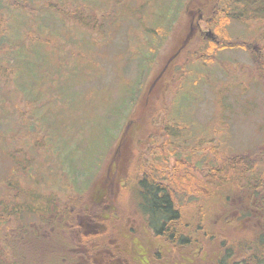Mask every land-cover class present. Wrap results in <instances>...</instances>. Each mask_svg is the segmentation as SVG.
Masks as SVG:
<instances>
[{"label": "rangeland", "instance_id": "rangeland-1", "mask_svg": "<svg viewBox=\"0 0 264 264\" xmlns=\"http://www.w3.org/2000/svg\"><path fill=\"white\" fill-rule=\"evenodd\" d=\"M26 1L34 8L25 10L30 13L8 10V2L0 0L5 5L0 22L9 23L0 26V67L7 72L0 77V199L12 201L1 208L0 250L6 246L3 237L15 240L20 223H40L52 237L46 246L61 234L78 247L72 258L82 254L77 232L64 230L57 220L44 223L52 199L57 212L67 211L68 217L95 212V225L108 229L126 221L136 228L131 240L112 230L78 235L91 244L114 235L113 248L121 246L113 253L124 262L131 254L140 255L138 264H214L215 255L225 252V240L238 246L240 238L264 233V223L253 217L228 224L231 213L238 216L249 206L240 186H233L236 193L226 197V207L211 204L208 226L207 209L199 211V202L189 201L200 200L191 189H200L222 157L243 155L264 182V69L256 68L251 54L264 43V22L230 20L214 31L219 21L205 14L209 5L202 19L196 11L203 1L217 0H66L69 7L88 2L98 16L114 20L105 33H90L38 13L42 0ZM31 30L40 41L25 37ZM237 41L251 48L230 46ZM44 58L51 64L45 68ZM178 160L187 174L177 207L185 224L202 229L182 228L192 243L173 249L142 227L134 180L140 166L151 175L157 170L166 184ZM104 203L114 207V217L102 216H107ZM161 248L163 253H154ZM9 257L2 255L4 264Z\"/></svg>", "mask_w": 264, "mask_h": 264}, {"label": "trees", "instance_id": "trees-1", "mask_svg": "<svg viewBox=\"0 0 264 264\" xmlns=\"http://www.w3.org/2000/svg\"><path fill=\"white\" fill-rule=\"evenodd\" d=\"M17 1L18 0H16V2ZM19 1V4H17L15 0H6V2H8L6 3L8 10L10 9V7L14 9H20V11H25L26 9H28L26 7V5L28 4L27 1ZM64 2H66V0H42V3L38 7L37 11L38 13H43L50 17H57L62 24H64V21H69L71 23L80 25L86 32L90 33L93 31L104 32V28L108 27V25L114 22V20H108V18H106L104 15L98 16L100 13L94 11V6L90 8L88 2L86 5L85 2L83 3L78 1L77 4H72L73 7L65 6V4H63ZM206 4L209 5V8L207 12L205 11V14L212 13L211 16L215 14L212 16L214 17L213 21H215V19L216 21L217 19L219 21H217L218 24L213 28L214 31H216L219 25L224 27L227 26L230 20H257L259 18V21L264 22V0H217L215 3L212 2L211 5L208 3V1H203L197 8V17H199L200 15L203 16L202 14H204L203 11ZM4 6L0 3V8H4ZM32 9H34L33 6ZM32 9L28 10L32 12ZM4 11L5 8L4 10L1 9V14H3ZM29 11H25V13H28ZM4 16L6 18V14H4ZM12 16L15 17V13H12ZM12 16H8L10 21L13 20ZM6 24L9 25V23L0 22V26ZM38 35L39 34L37 32L31 30L30 33L26 32L25 37H29L30 41H40ZM223 41H227L228 43L229 40L224 39ZM43 42H46V40H44ZM41 44L42 43H40V45ZM229 44L233 48L242 47L246 50H249L251 48L249 43L247 44L242 41H237L234 45L232 42H230ZM213 46L215 47V44ZM67 53L71 52H66V54ZM251 54L253 56L254 63L257 66L256 68L260 66L261 70L262 68L264 69V43H262L260 49ZM42 63L43 64L41 66L44 68L51 65L49 58H44ZM66 67L67 65H64L62 66V69H65ZM261 70L258 69V72ZM261 73L262 72H260V74ZM6 74V70L0 67V77ZM261 77L262 76H260V78ZM242 157L244 156L234 155L227 156L225 158L222 157V159L219 161L220 165L212 166L208 175L206 176V180L202 182V186L200 187V189L203 190V192L199 188L194 187L191 189L194 191H198L201 198L200 200H198V197L192 196L189 201L199 202V211L204 210V208L207 209V216L205 218L207 226L208 220L212 216L210 215L211 212L208 211L211 204H216L218 201H220L226 207L225 203L229 200L226 199V197H228L229 194V196H233L231 195L232 192L234 194L236 193V191L233 189V186H235L236 189H238L237 187L240 186V195L248 199L249 206L244 207L242 210H239L238 216L231 213L232 219L228 224H231L233 220L239 222L242 220H247L251 218L253 214H255V218L258 221L264 223V182H261L259 176H257L258 173L254 172L253 169L255 167L252 169L253 163L251 162L252 164H250V161H247L248 158H246L245 160ZM186 161L188 162V160ZM179 163L180 161L178 160V168L176 170L175 166V168L173 169L174 173L171 174L172 176L169 178L166 184L163 183V176L157 174V170H154V174L151 175L149 172H152V170H147L144 172V168L140 166H138V171H136V177L134 180V192L136 196L135 202L138 211L141 213L140 218L142 216V220H145L146 222H142L144 228H146L151 234L155 235L156 237L163 238V240L166 241L167 245H171L173 249L174 247L179 245L186 247L192 243V240L190 239L192 238L191 235L182 236L183 233H180L181 227L184 229L186 228V230H188V228H192L193 233L195 230L202 229L200 225L198 226L194 223L185 224L183 221V215L177 207L180 204V201L178 200L179 196H177L179 195V193L177 192H183L186 189L183 188V180H185L186 172L185 170H180L182 165ZM181 182L182 186H180ZM169 184L170 186H168ZM222 188H224L225 190ZM190 192L192 193V191ZM27 195H30V199L33 198V194L31 195V191L27 192ZM253 197H258V199L254 200ZM11 202L12 201L9 199H0L1 219H4L2 217V214H5L3 213V210H5L6 208L8 209V203ZM50 203L54 205H49V216L51 214H56L58 210L56 207L57 202H55L54 199H52ZM57 213V218L53 220L55 221L61 215H63L64 217L66 216L67 218H63V221L66 225H61V228H63L64 230H68L71 233L72 229L76 227L75 224L77 223V218L75 216L72 217V215L68 217L69 214L67 213V211H58ZM86 215L89 216V213L82 214L79 217H87ZM223 215L224 217H226V214ZM51 218L52 217H50L49 220ZM224 222L226 225L227 222ZM146 224L148 228L146 227ZM203 233L204 235L207 234L205 232ZM260 234V236H257L256 234L255 236H253V238H240L238 246L234 241L230 244L229 242H226L227 240H225V242L223 243V245L225 246L223 250H225V252L220 255L219 264H228L232 260V257H236V259L233 260L234 264H264V233ZM231 245H234V247L232 248ZM158 251L160 253H163L165 251V248H161ZM188 255H190L191 258L195 257L194 253L191 252H188Z\"/></svg>", "mask_w": 264, "mask_h": 264}, {"label": "flooded vegetation", "instance_id": "flooded-vegetation-1", "mask_svg": "<svg viewBox=\"0 0 264 264\" xmlns=\"http://www.w3.org/2000/svg\"><path fill=\"white\" fill-rule=\"evenodd\" d=\"M202 17L203 16L200 15L198 18L202 19ZM199 21L195 24V27H198ZM199 35L201 34L199 33ZM202 36H205V35L203 34ZM113 208L109 206V204L104 203L103 210L105 211L107 216L105 214L102 216H104L105 219H108V217L114 216V212L112 211ZM53 212H56V211H53ZM135 212L141 215V213L137 209V205L135 206ZM56 214L54 215L51 214L49 218L50 217L52 218L50 220H46L44 223L45 224L52 223V220L57 218ZM96 216L97 215H95V212L93 213L90 212L89 216L83 218V220L81 221H79L80 219L79 216H76L77 218V223L75 224L76 228L72 229V231H75V233L77 232L78 235L79 233L80 234L83 233V234L101 235L104 232L112 230L113 233L115 231L116 233H118L119 236H121L122 232L127 233L128 239L131 240L130 238V236H132L131 233H134L136 228L134 230L132 226L126 224V221L125 223L114 222L112 225V228L107 229L106 227H103L101 224L95 225L93 220L96 218ZM252 217L255 218V214H253ZM63 218H67V217L63 216ZM63 218L59 216L58 219H56L57 221L63 222L60 225L65 224V222L63 221ZM143 222H145V220H143ZM78 223L81 224V228H79ZM60 225H58V228H60ZM20 226L22 228L17 231V237L14 238L15 240H13V242L7 241L8 238L3 237L4 239L3 245H6V246H5V250H2V249L0 250V264H4L2 255L3 254L5 255L6 253L10 254L9 259H7V261L10 264H81V263L83 264L84 263L86 264H138L137 261L142 260L140 255L129 254L127 262H124L122 258L119 259L118 257H116L113 251L119 253V248L121 245L115 249L113 248L112 244L115 242L114 235H111L110 237L104 240H101V238H96V241L92 244L90 241L89 242L82 241L81 236L78 237L77 235V238H78L77 246L84 247V252L82 254H79L76 258H72V255H75L74 254L75 249H77L78 247L77 248L73 247L71 246L70 242L63 240L61 234H58L57 236H55V237H59V239L54 238V241L51 240L50 246H46V243L50 241L48 239H52V237L49 235H45L46 231L44 232L42 231L40 223L37 225L31 223V224H28V226L20 223ZM142 227L144 228V225ZM146 227L148 228L147 224H146ZM13 232L14 231H12V236H14ZM180 233H185L182 227H181ZM124 236L125 234L123 235V237ZM125 239L127 240V238ZM132 240L134 241V239ZM16 241L17 242L24 241V243L22 246L21 245L19 246L18 244L15 243ZM136 243H137V240H136ZM97 244H101V248L93 252L91 249L95 247ZM110 244L112 245V249L109 246ZM138 246H141V245H138ZM154 253L158 254L160 252L157 251ZM219 258L220 256L217 257V255H215V257L213 258L214 264H219ZM228 264H234L233 257H232V260Z\"/></svg>", "mask_w": 264, "mask_h": 264}, {"label": "water", "instance_id": "water-1", "mask_svg": "<svg viewBox=\"0 0 264 264\" xmlns=\"http://www.w3.org/2000/svg\"><path fill=\"white\" fill-rule=\"evenodd\" d=\"M207 35H209V33H207Z\"/></svg>", "mask_w": 264, "mask_h": 264}]
</instances>
